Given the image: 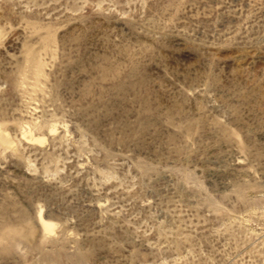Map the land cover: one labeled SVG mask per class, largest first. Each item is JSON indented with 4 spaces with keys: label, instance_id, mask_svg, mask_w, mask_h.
Segmentation results:
<instances>
[{
    "label": "rangeland",
    "instance_id": "rangeland-1",
    "mask_svg": "<svg viewBox=\"0 0 264 264\" xmlns=\"http://www.w3.org/2000/svg\"><path fill=\"white\" fill-rule=\"evenodd\" d=\"M0 264H264V0H0Z\"/></svg>",
    "mask_w": 264,
    "mask_h": 264
},
{
    "label": "bare ground",
    "instance_id": "bare-ground-1",
    "mask_svg": "<svg viewBox=\"0 0 264 264\" xmlns=\"http://www.w3.org/2000/svg\"><path fill=\"white\" fill-rule=\"evenodd\" d=\"M44 227H45V229L48 230V231L51 230V226H50V224H48V223H45V222H44Z\"/></svg>",
    "mask_w": 264,
    "mask_h": 264
}]
</instances>
